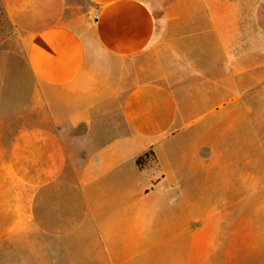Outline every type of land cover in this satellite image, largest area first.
Returning <instances> with one entry per match:
<instances>
[{"label":"crops","instance_id":"1","mask_svg":"<svg viewBox=\"0 0 264 264\" xmlns=\"http://www.w3.org/2000/svg\"><path fill=\"white\" fill-rule=\"evenodd\" d=\"M82 2L7 0L32 87H0V264H264L220 242L264 192V0ZM168 37L179 82L130 87L101 124L100 64Z\"/></svg>","mask_w":264,"mask_h":264},{"label":"rangeland","instance_id":"2","mask_svg":"<svg viewBox=\"0 0 264 264\" xmlns=\"http://www.w3.org/2000/svg\"><path fill=\"white\" fill-rule=\"evenodd\" d=\"M157 14L163 16L165 7L169 3L178 0H149ZM69 10L79 11L83 6L82 0H69ZM85 8V6H83ZM177 37H168L161 39V41L147 51L135 58H126L124 60H117L115 58L106 59V64H100V68L105 73L100 74L103 83L109 84V89L104 96L106 99L108 111H105L101 116V124L109 125L114 122L117 112H119L122 100L125 97L126 91L139 83L145 81H164L165 74H173L177 82L180 80V69L187 65L185 57H181L180 47L176 43ZM25 34L17 28L10 18L7 0H0V87L5 92L23 90L28 91L32 87V79L29 73V67L25 59ZM184 74L190 72L185 67ZM194 81V80H193ZM23 97H25L23 95ZM18 116H13V122L17 120ZM112 121H111V120ZM264 146V144H263ZM246 154L254 156L255 149L259 144H249ZM242 154V153H240ZM238 155V153H237ZM250 159H237V162L242 163ZM253 160V158H252ZM257 160L253 169H264L263 161L260 163ZM252 182H264V176L252 177ZM235 220L230 224L233 228V233L229 236L221 238V260H227L228 251L234 252L235 255L230 254V261L243 262H258L259 261V247H264V236L261 239L258 232L255 231V226L261 224L264 229V192L261 195L253 196L252 205L250 207H237L235 209ZM246 218L247 221H244ZM260 220L262 221L260 223ZM251 221V222H249ZM259 221V222H257ZM252 226L251 236L244 232ZM225 252V253H222Z\"/></svg>","mask_w":264,"mask_h":264},{"label":"built area","instance_id":"3","mask_svg":"<svg viewBox=\"0 0 264 264\" xmlns=\"http://www.w3.org/2000/svg\"><path fill=\"white\" fill-rule=\"evenodd\" d=\"M96 17H99V11L95 12Z\"/></svg>","mask_w":264,"mask_h":264},{"label":"trees","instance_id":"4","mask_svg":"<svg viewBox=\"0 0 264 264\" xmlns=\"http://www.w3.org/2000/svg\"><path fill=\"white\" fill-rule=\"evenodd\" d=\"M139 161L142 162V158H140Z\"/></svg>","mask_w":264,"mask_h":264}]
</instances>
